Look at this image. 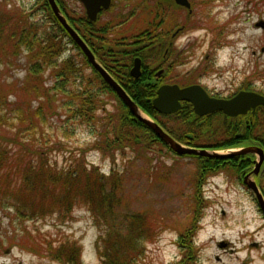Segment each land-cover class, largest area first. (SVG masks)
<instances>
[{
  "label": "trees",
  "instance_id": "trees-1",
  "mask_svg": "<svg viewBox=\"0 0 264 264\" xmlns=\"http://www.w3.org/2000/svg\"><path fill=\"white\" fill-rule=\"evenodd\" d=\"M41 1L47 13L45 22L22 8L13 6L7 9L6 2L0 0V63L6 67L22 65L24 69L20 81L0 77V128H14L10 134H0V205L11 208L12 214L21 218H38L54 212L65 216L75 205H83L103 233L97 239L100 264H132L141 251V241L152 238L153 223L142 212L124 213L118 222L108 223L114 206L121 201L118 171L112 164L108 175L100 173L96 166L85 161L86 152L94 149L112 157L129 148L143 154L150 151L151 146L158 145L175 153L148 126L135 118L91 67L47 1ZM169 1L112 0L110 8L101 11L97 19L91 21L84 9L76 12L68 9L63 0H56L68 23L102 67L138 107L176 141L208 151L241 146L244 141L264 144V114L253 115L249 119L243 116L239 120L222 112L199 116L188 102H182L175 113L161 114L152 105L158 85L161 82L180 83L172 78L167 81L164 75L165 79L154 78L147 69H143L138 78L130 75L134 57L139 56L145 64L149 57L151 62H157L164 53L162 49L166 47L173 27L178 25L177 15ZM68 44L83 56L80 62L91 68L90 76L84 77L81 66L77 62L75 64L70 56L59 59ZM169 51L166 52L167 58ZM22 53L23 63L20 62ZM47 70L51 85H47L43 77ZM77 78L80 79L79 86L69 90L68 85ZM62 93L66 94L67 101H63L62 111L58 112L57 100ZM104 93H110L117 102L112 110L107 108L108 100L102 97ZM54 118L61 122L56 129H60L64 138L80 126L86 128L93 138L91 148H79L77 154L70 157L71 163L63 167H58L47 155L50 150L64 146L61 139H52L45 131V125ZM240 127L243 128L242 136L238 135ZM253 135L262 138V142L250 141L248 138ZM179 156L197 160V174L202 177L225 167H232L240 176L252 166L249 155L224 159ZM32 193H39L43 200L37 201V205L27 202V195ZM189 233L190 230L179 235L180 247L186 249L179 264L196 262L197 250L188 239ZM50 245L46 247V253L53 260L62 264H82L80 246L69 245V242L56 247ZM26 250L37 252L40 248L31 243L27 244Z\"/></svg>",
  "mask_w": 264,
  "mask_h": 264
},
{
  "label": "rangeland",
  "instance_id": "rangeland-1",
  "mask_svg": "<svg viewBox=\"0 0 264 264\" xmlns=\"http://www.w3.org/2000/svg\"><path fill=\"white\" fill-rule=\"evenodd\" d=\"M4 1L7 9L19 7L32 12L36 19L47 21L41 0ZM63 1L68 9L83 11L78 0ZM189 1L190 13L173 0L169 1L178 20L172 33L177 27L182 28L174 38L167 39L166 47L162 49L170 50L167 60L178 58L172 80L180 84L198 82L222 97L241 88L264 96V0ZM169 42H173L170 48ZM79 53L68 44L59 59L70 56L81 66V74L88 77L91 68L81 64L83 56ZM151 61L150 57L144 61L147 67L158 62ZM20 62H24V53ZM21 66L6 67L0 63V77L20 81L24 76ZM43 77L45 83L51 85L48 70ZM79 81V78L72 81L68 89L77 88ZM102 97L108 100L110 110L117 104L110 93H104ZM63 101H67L65 93L57 100L58 112L62 111ZM60 123L56 118L50 120L45 131L52 139L58 138L64 143L60 149L54 148L47 154L58 167H63L71 163L70 157L75 156L79 148H91L93 138L81 126L64 138L60 129H56ZM13 130L3 126L0 134H10ZM248 145L264 150V144L244 141L241 146L216 151L226 153ZM151 147L143 154L128 148L123 154L116 153L112 157L94 149L86 152L85 161L96 166L100 173L108 175L112 164L118 171L121 201L114 206L108 223L121 220V214L141 212L153 223L152 238L141 241V251L132 264H179L186 252L180 247L179 235L188 230V239L197 250L194 264H264V213L254 193L243 183L244 176L254 167L253 161V167L240 176L232 167H225L202 177L197 174L194 158L175 155L158 145ZM136 154L139 156L135 157ZM248 155L252 160L257 159L256 154ZM252 178L264 198V160L258 174H252ZM26 200L37 205V201L43 199L39 193H32ZM12 213L11 208L0 205V264H62L46 253V247L49 243L56 247L67 242L81 247L82 264H100L97 239L103 233L85 206L77 204L65 216L54 212L38 218H21ZM31 243L40 250H26L27 244Z\"/></svg>",
  "mask_w": 264,
  "mask_h": 264
},
{
  "label": "water",
  "instance_id": "water-1",
  "mask_svg": "<svg viewBox=\"0 0 264 264\" xmlns=\"http://www.w3.org/2000/svg\"><path fill=\"white\" fill-rule=\"evenodd\" d=\"M54 16L67 32L73 43L78 47L81 53L88 60L91 67L98 72L103 81L115 92L120 100L128 107L130 112L148 126L161 139L167 147L177 155H197L213 158H229L232 156L256 154L252 171L243 178V183L254 193L259 208L264 213V198L252 178L257 175L260 166L264 160V150L260 146L248 145L237 149H230L226 153H220L216 150H205L195 147L182 145L170 136L156 121L147 116L138 105L130 98L122 86L102 67L93 52L79 36L76 30L68 23L66 17L60 10L56 0H46ZM84 10L87 18L95 21L102 10H107L112 0H78ZM177 5L190 9L189 0H173ZM141 58L136 56L133 59L130 75L138 78L141 74ZM162 72H158L159 75ZM183 101L189 102L193 106L196 115L202 116L215 111H221L228 116L245 114L248 110L254 109L258 105L264 106V96L255 91H239L230 98H218L210 96L200 84L179 86L178 84H162L158 87L155 97L152 99L153 108L161 114H172L180 109ZM144 114V115H143Z\"/></svg>",
  "mask_w": 264,
  "mask_h": 264
},
{
  "label": "flooded vegetation",
  "instance_id": "flooded-vegetation-1",
  "mask_svg": "<svg viewBox=\"0 0 264 264\" xmlns=\"http://www.w3.org/2000/svg\"><path fill=\"white\" fill-rule=\"evenodd\" d=\"M190 2V1H189ZM183 8H185V7H183ZM84 9V8H83ZM187 11H188V13H190L191 12V8L190 9H188V8H185ZM85 11V10H84ZM262 23V22H261ZM182 28L181 27H177V29L173 32V33H171V35H170V38H174V36L176 35V33L178 32V31H180ZM171 45H173V42H169V47H171ZM173 49V48H172ZM166 52H167V49H165L164 50V53H163V55H162V59L161 60H159L158 62H157V64L155 65V66H153V67H147L146 66V64H143V60H142V62H141V72H142V70L143 69H147V71H148V73L149 72H152V74L154 75V78H164L165 76V78L167 79V80H171V78H173V76H172V73L174 72V70H175V68H176V66H177V62H178V58L177 57H175V58H172V59H169V60H167V55H166ZM167 60V61H166ZM166 61V62H165ZM133 62V61H132ZM163 64H164V66H163ZM170 67H172V70L170 71ZM131 68V67H130ZM160 70H162V72L158 75L157 73L158 72H160ZM130 73V72H129ZM141 75V74H140ZM163 75H164V77H163ZM168 76V77H167ZM164 78V79H165ZM170 78V79H169ZM166 83H168V84H174L175 82H161L159 85H158V87L160 86V85H162V84H166ZM192 84H200V83H198V82H196V83H188V84H184V85H182V84H178L179 86H187V85H192ZM201 85V84H200ZM202 86V85H201ZM158 87H157V89H158ZM206 91H207V93L210 95V96H213V97H218V98H230V97H232L233 95H235L237 92H239V91H253V90H251V89H243V88H241V89H238L237 91H235V92H233V94L232 95H229V96H219V95H214V93H212V92H210V91H208L204 86H202ZM157 89H156V91H157ZM155 91V92H156ZM259 93V92H258ZM183 102H186V101H183ZM189 103V102H188ZM191 104V103H190ZM192 105V104H191ZM192 108H193V106H192ZM264 110V106L263 105H258V106H256L254 109H250V110H248L245 114H238V115H236V116H233V117H236V118H238V120L239 119H242V117L244 116V117H247V119H249V118H251L254 114H256V113H261L262 111ZM262 113H264V111L262 112ZM225 116H227V115H225ZM229 117H231V116H229ZM248 122H250V120H247ZM247 125H245L244 127H246ZM241 133H243V128H241L240 127V129L238 130V135L239 136H242L241 135ZM246 139V138H245ZM250 141H257V142H262V138H260V137H258V136H255V135H253V136H250V138H248ZM254 160H255V158H253V163H254ZM253 167V166H252Z\"/></svg>",
  "mask_w": 264,
  "mask_h": 264
}]
</instances>
